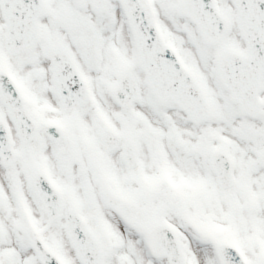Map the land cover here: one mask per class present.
<instances>
[{
    "label": "snow or ice",
    "instance_id": "6c2138e0",
    "mask_svg": "<svg viewBox=\"0 0 264 264\" xmlns=\"http://www.w3.org/2000/svg\"><path fill=\"white\" fill-rule=\"evenodd\" d=\"M0 264H264V0H0Z\"/></svg>",
    "mask_w": 264,
    "mask_h": 264
}]
</instances>
